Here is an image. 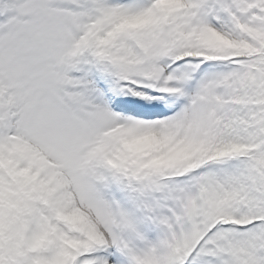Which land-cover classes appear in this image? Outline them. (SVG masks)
<instances>
[{
    "label": "snow or ice",
    "instance_id": "6c2138e0",
    "mask_svg": "<svg viewBox=\"0 0 264 264\" xmlns=\"http://www.w3.org/2000/svg\"><path fill=\"white\" fill-rule=\"evenodd\" d=\"M0 264H264V0H0Z\"/></svg>",
    "mask_w": 264,
    "mask_h": 264
}]
</instances>
